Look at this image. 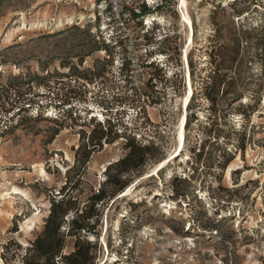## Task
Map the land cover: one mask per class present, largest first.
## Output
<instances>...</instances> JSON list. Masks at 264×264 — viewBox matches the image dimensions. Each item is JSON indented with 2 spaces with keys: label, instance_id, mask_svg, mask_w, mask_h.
<instances>
[{
  "label": "rangeland",
  "instance_id": "1",
  "mask_svg": "<svg viewBox=\"0 0 264 264\" xmlns=\"http://www.w3.org/2000/svg\"><path fill=\"white\" fill-rule=\"evenodd\" d=\"M115 2L117 12L113 0L0 1V264H22L80 133L108 117L156 148L104 200L94 264H264V0ZM216 62L220 92L234 82L212 106ZM124 142L91 154L82 202Z\"/></svg>",
  "mask_w": 264,
  "mask_h": 264
},
{
  "label": "trees",
  "instance_id": "2",
  "mask_svg": "<svg viewBox=\"0 0 264 264\" xmlns=\"http://www.w3.org/2000/svg\"><path fill=\"white\" fill-rule=\"evenodd\" d=\"M241 14L238 11L237 15ZM167 37L165 36V38ZM240 44V39L234 40L232 51L235 57L240 53ZM99 48L97 47V49ZM238 59L241 60V58ZM220 60L223 61V57ZM187 63L192 79V59H188ZM220 63H215L217 68L210 73V79L204 85V94L212 106L216 105L219 98L224 97L229 92L227 87L234 82V78L231 77L226 88L221 89L222 92H220L222 78L226 76V73L220 72ZM79 74H73L76 76L75 79L88 80L86 75ZM80 85L84 86V84ZM242 92V90L234 91L231 98L233 100L241 98ZM193 94L194 90H192L187 102V108L190 107ZM71 98L72 96H69L67 99L68 104H70ZM73 108L71 105L68 107V116L72 115ZM193 119H195L194 115L186 113L184 128H187ZM94 120L95 118H93ZM116 125L117 123L112 122L111 117H108L94 122L87 134L80 133V142L74 153V164L66 169V180L58 193L60 196L53 194L49 197V211L45 217L42 230L25 247L21 254L22 264H94L96 242H92L93 240L89 236L97 238L99 235L96 226L99 223L104 200L113 198L117 193L124 190L129 183V179L125 175L141 168L147 159L154 155L151 150L156 148L153 142L143 143L134 134L127 133L126 126H123L125 131L119 132ZM112 127L116 128L113 130ZM111 133H113V137H110ZM119 136L125 139L126 153L113 164L112 167H114L115 172L108 175L106 180L100 183L96 189H91L87 199L82 202L77 191L81 181V170L85 169L91 154L100 149L104 142H112ZM202 154L203 149H200L197 153L198 160ZM227 162L228 159H225L223 166ZM175 179L180 180V177H175ZM69 238L72 239V247L70 250H65Z\"/></svg>",
  "mask_w": 264,
  "mask_h": 264
},
{
  "label": "bare ground",
  "instance_id": "3",
  "mask_svg": "<svg viewBox=\"0 0 264 264\" xmlns=\"http://www.w3.org/2000/svg\"><path fill=\"white\" fill-rule=\"evenodd\" d=\"M183 16V18L182 19H184V20H186V21H188L189 22V18L185 15V14H183L182 15ZM228 174V173H227ZM13 189V188H12ZM14 191V193H19L20 194V192H22V190L20 191V190H18L17 188H14L13 189ZM23 193V192H22Z\"/></svg>",
  "mask_w": 264,
  "mask_h": 264
},
{
  "label": "built area",
  "instance_id": "4",
  "mask_svg": "<svg viewBox=\"0 0 264 264\" xmlns=\"http://www.w3.org/2000/svg\"><path fill=\"white\" fill-rule=\"evenodd\" d=\"M113 1H114V10L117 12V8H118V6H117L115 0H113ZM116 1H117V0H116Z\"/></svg>",
  "mask_w": 264,
  "mask_h": 264
}]
</instances>
